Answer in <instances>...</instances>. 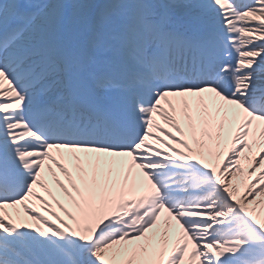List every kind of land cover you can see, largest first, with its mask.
<instances>
[{"label":"snow or ice","instance_id":"snow-or-ice-1","mask_svg":"<svg viewBox=\"0 0 264 264\" xmlns=\"http://www.w3.org/2000/svg\"><path fill=\"white\" fill-rule=\"evenodd\" d=\"M0 264H264V0H0Z\"/></svg>","mask_w":264,"mask_h":264},{"label":"bare ground","instance_id":"bare-ground-1","mask_svg":"<svg viewBox=\"0 0 264 264\" xmlns=\"http://www.w3.org/2000/svg\"><path fill=\"white\" fill-rule=\"evenodd\" d=\"M257 199L259 200V199H261V198L258 197Z\"/></svg>","mask_w":264,"mask_h":264}]
</instances>
